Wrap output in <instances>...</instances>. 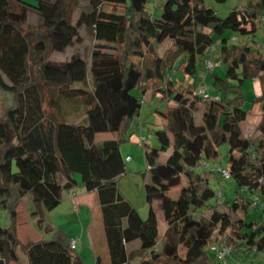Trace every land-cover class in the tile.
<instances>
[{
	"label": "trees",
	"instance_id": "16d2710c",
	"mask_svg": "<svg viewBox=\"0 0 264 264\" xmlns=\"http://www.w3.org/2000/svg\"><path fill=\"white\" fill-rule=\"evenodd\" d=\"M148 1L88 0L89 8L74 19L75 0H0V209L8 217L0 224V264L17 259V247L29 264H83L64 239L22 242L15 231L16 206L25 194L51 210L61 191L77 183L96 191L112 264H127V243L133 240L145 252L137 264L162 259L166 264H227L207 250L216 228L225 232L224 240L230 234L243 239L240 255L253 251L264 256V219H245L264 199V111L252 133L244 134L240 124L249 110L240 90L245 79L258 78L260 94L252 101H264V40L254 39L264 18V0H247L224 17L204 0H164L153 17ZM30 11L41 17L32 30L25 27ZM82 24L92 27L96 39L89 62L80 55L53 59V50L79 39ZM226 30L250 37L228 44ZM211 34L219 40L218 59L226 65L223 75L211 71L213 86L225 92L218 97L196 95L194 82L183 84L168 74L177 61L183 76H193L197 64H205ZM164 42L168 44L159 52ZM30 44L37 51L32 64ZM147 91L164 104L156 107L166 119L153 129L158 145L145 144L144 153L166 224L162 240L170 253L157 248V211L150 204L142 217L116 182L126 170L119 144ZM60 98L85 106L86 122L67 121ZM201 106L215 115L207 132L193 118ZM101 131H114L116 137L94 141ZM223 143L228 145L230 176L259 201L239 196L226 205L218 198L208 203L216 195L208 183L216 172L196 169L202 160H214ZM182 173L189 175L190 195L172 197L167 191L179 184ZM208 206L211 212L205 216Z\"/></svg>",
	"mask_w": 264,
	"mask_h": 264
},
{
	"label": "rangeland",
	"instance_id": "374dc122",
	"mask_svg": "<svg viewBox=\"0 0 264 264\" xmlns=\"http://www.w3.org/2000/svg\"><path fill=\"white\" fill-rule=\"evenodd\" d=\"M164 0H149L147 5L151 11L153 17H156L160 14V8ZM247 0H204L205 5L212 7L217 15L224 17L232 8L236 6L243 5ZM104 7H108V4H103ZM89 8L88 0H75L73 18L75 19L81 10H87ZM41 23V17L35 12L30 11L28 13L25 27L26 29L32 30ZM209 31V29H207ZM79 39L75 40L73 43L67 45L62 50H53L51 57L58 60L69 59L72 55H80L89 62L91 50L94 47L96 42L94 31L90 25L82 24L78 29ZM225 35L228 36L227 43L231 44L234 42H243L250 36L238 37L235 33L230 32L229 30L225 31ZM232 36H236V40H232ZM213 40L212 44L209 46L206 58L211 59V66L198 63L197 72L193 75V81L195 85L199 83L203 84L206 88V92L209 95H225V92L222 90L216 89L212 84L211 71H214L220 75H223L226 71V65L222 64L218 59V53L220 50L219 40L215 35L211 34L210 36ZM28 40H32V34L27 35ZM254 39H256L260 44L264 40V18L261 20L260 26L254 34ZM168 43L164 42L159 45V52H162ZM212 46V47H211ZM37 56V51L34 49L32 44L29 45L28 58L29 63L32 64L33 59ZM177 61L174 62L168 74L171 79H183V84L189 83L191 77L187 75H182V73L176 68ZM230 70V69H229ZM200 84V85H201ZM87 85H91L90 75L87 80ZM240 90L243 95L247 98L245 107H248V113L246 117L241 120L240 124L242 131L244 133H252L253 125L257 122L259 114L264 111V101L254 102L252 99L257 97L260 94V88L258 85L257 77H250L245 79L241 86ZM234 90L228 92V95H232ZM227 94V93H226ZM76 103H72L66 99H59V107L61 115L70 122L74 123H83L86 122V107L78 105L75 107ZM156 107L161 109L164 107L163 103H160L159 97L157 95L151 96L150 92L147 91L142 99L141 107L139 113L134 115L132 122L128 130L123 134L122 141L119 144V150L124 158L125 155L131 157V160H125L126 170L116 178V182L119 190L137 209L139 214L142 217H146L149 203L146 200V193H150L148 189H145L146 182H149L148 172H147V162L145 158V144L148 146H157L158 142L153 134V129L157 128L159 124L166 121L159 112L156 110ZM194 121L201 125L200 129L208 131L215 119L214 114H207L205 107L201 106L198 109L193 111ZM141 136L143 139H141ZM116 137V132L114 131H101L94 134V141H99L104 138ZM228 150L227 143L220 144L216 149V158L214 160H206L215 166L227 167V156L226 152ZM171 151V148H168L166 151H163L159 155V160H164L168 153ZM204 168L202 165L199 166L196 171H200ZM210 187L215 191L216 195L209 200V204H213L218 198L219 202L222 205L230 203L235 197L245 196L250 199L254 197L246 188L239 187L232 176L222 178L218 173H215L208 181ZM191 192V185L189 180L188 173L181 174V181L179 184L172 186L168 189L167 193L176 197L178 195H183L188 197ZM156 192L152 195L151 205L157 211V223L159 230H161L162 225L165 224L162 215L160 213ZM221 209V207H220ZM211 212L210 206L206 207L202 214L205 216ZM4 211L0 209V224L3 223ZM246 221L256 219H264V214L262 211V205L259 203L250 208L248 213L245 216ZM245 231V229H241ZM249 231V229H248ZM221 234L217 228L215 229L214 237H221ZM225 237L222 236V239ZM224 240V239H223ZM226 243L230 246L231 251L225 257V262L227 264H240V261L250 262L251 264H264V256L262 253H255L251 251L249 255H240L239 252L244 247L241 245L243 239L234 240V235L230 234L227 238ZM157 248L159 250H164L167 253L172 251L171 248L164 245L162 240L161 232L158 233V243ZM208 250V249H207ZM211 255L213 253L208 250ZM145 252L142 250L131 251V256L127 264H136L140 257H143ZM92 253L87 252L85 254V264H94L92 261ZM158 264H166L162 260Z\"/></svg>",
	"mask_w": 264,
	"mask_h": 264
},
{
	"label": "crops",
	"instance_id": "0c3cea01",
	"mask_svg": "<svg viewBox=\"0 0 264 264\" xmlns=\"http://www.w3.org/2000/svg\"><path fill=\"white\" fill-rule=\"evenodd\" d=\"M189 77L191 79L188 81L194 82V77ZM127 156L125 155L124 159L131 160V157L126 159ZM145 187L150 191L149 194L146 193V200L150 205L152 203L151 197L156 192L155 187L150 182H146ZM16 210L15 231L22 242L34 241L40 238H61L66 241L76 238L81 247L75 251L80 256L83 264H85V254L87 252L92 253L94 264H97V258L99 264H112L105 241L100 205L95 190L88 191L80 183H77L74 187L61 191L60 202L51 210H47L40 202L35 201L30 194H25L19 200ZM7 222L8 217L4 214L3 223ZM165 227L166 224H163L161 230H159L158 226V233L161 232L162 234ZM127 250L130 252L140 250L138 240L127 243ZM16 254L17 259L8 264H29L22 249L17 247Z\"/></svg>",
	"mask_w": 264,
	"mask_h": 264
},
{
	"label": "built area",
	"instance_id": "2783aa9c",
	"mask_svg": "<svg viewBox=\"0 0 264 264\" xmlns=\"http://www.w3.org/2000/svg\"><path fill=\"white\" fill-rule=\"evenodd\" d=\"M232 40H236L237 37L236 36H232L231 38ZM212 47V46H211ZM205 63L206 65L211 66V59L210 58H206L205 59ZM199 83L198 85H196V87L194 88L193 93L196 95H203V96H209V94L206 92V88L204 87L203 84ZM215 97H218V95L216 94ZM141 139H143V137L141 136ZM126 159H129V156L126 157ZM201 165L209 170H214L216 173L219 174V176H221L222 178H226L230 176V171L228 167H222V166H215L214 164L209 163L206 160H202ZM253 199L255 201H259L260 197L255 194ZM261 205H262V211L264 214V199L261 201ZM225 235V232H223L221 234L220 238H217V236L215 238H213L212 240H210L208 242V250L211 251L214 255L215 260L217 261H225V257L230 253L231 248L230 246L222 239V236ZM67 243L69 245V247L71 249L77 250L81 247V244L78 242V239L76 238H72L67 240ZM240 264H251L250 262H243L242 260L240 261Z\"/></svg>",
	"mask_w": 264,
	"mask_h": 264
}]
</instances>
